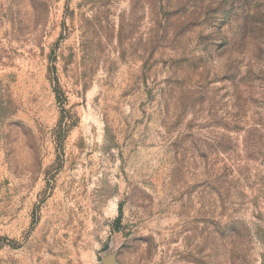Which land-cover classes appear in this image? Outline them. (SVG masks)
<instances>
[{
  "label": "rangeland",
  "instance_id": "1",
  "mask_svg": "<svg viewBox=\"0 0 264 264\" xmlns=\"http://www.w3.org/2000/svg\"><path fill=\"white\" fill-rule=\"evenodd\" d=\"M0 264H264V0H0Z\"/></svg>",
  "mask_w": 264,
  "mask_h": 264
}]
</instances>
